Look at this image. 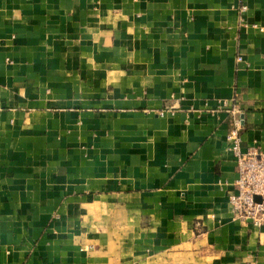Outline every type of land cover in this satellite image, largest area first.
Listing matches in <instances>:
<instances>
[{"label": "crops", "instance_id": "0c3cea01", "mask_svg": "<svg viewBox=\"0 0 264 264\" xmlns=\"http://www.w3.org/2000/svg\"><path fill=\"white\" fill-rule=\"evenodd\" d=\"M235 119L264 149V0H0V264H264Z\"/></svg>", "mask_w": 264, "mask_h": 264}, {"label": "built area", "instance_id": "2783aa9c", "mask_svg": "<svg viewBox=\"0 0 264 264\" xmlns=\"http://www.w3.org/2000/svg\"><path fill=\"white\" fill-rule=\"evenodd\" d=\"M246 9L241 5L240 11ZM240 61V57H237ZM160 116L163 112L159 113ZM240 120L226 136L228 149L235 159L237 178L233 192L228 194V203L234 216L242 222H251L259 227L264 224V149L241 152Z\"/></svg>", "mask_w": 264, "mask_h": 264}]
</instances>
